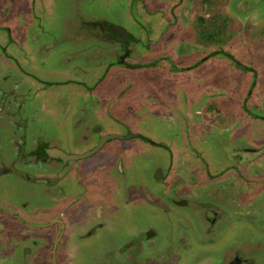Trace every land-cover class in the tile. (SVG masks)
Segmentation results:
<instances>
[{"label": "flooded vegetation", "instance_id": "obj_1", "mask_svg": "<svg viewBox=\"0 0 264 264\" xmlns=\"http://www.w3.org/2000/svg\"><path fill=\"white\" fill-rule=\"evenodd\" d=\"M29 1L31 0L27 2L26 0H0V12L9 13L12 8L17 6L24 10L23 12L31 13L34 5H32V1L29 4ZM179 5L180 2L175 4L176 7ZM223 7L225 6L223 5ZM253 7H247L246 12L251 11ZM225 15L224 22L228 24L230 16L227 12ZM244 18L245 16H241L240 20L238 18L241 29L248 31L250 36H257L247 37L244 40L245 47L247 44L254 45L255 49L248 50L253 54L254 51L261 50L264 42L261 41L263 39L262 32L259 33L256 28L257 17L254 19L257 32L254 29L250 31L249 17ZM134 19L136 20V17ZM197 19L202 21L205 18L197 16ZM243 19L244 21H242ZM88 23L92 32L85 33L100 41H105L102 46L107 51L104 53L111 54L113 51L120 50L118 59L108 65L105 76L96 85H89L85 80H81L79 66L72 70H59L53 68L51 64L48 66L52 67V71L50 70L47 75H37L36 69H42V67H33L34 71L28 68L30 63L36 61L30 55L29 50L32 49H25L18 45L12 29L1 24L0 28L5 30L9 37L4 44L0 43V64L3 63L0 78L3 81L10 80V76L5 75L9 68H13L16 73L20 74H18L19 79L16 82L12 80L3 93L4 96L16 99L15 106L19 108V112L25 108L28 109L30 103L27 98L20 100L22 93H27L34 86L33 100H40L43 96L39 105L40 109L35 113L42 124L47 121L44 116L51 115L54 110L49 104L47 107L43 101L52 96V93L47 95L49 88L58 89L60 86H71L77 89L78 98H81V93H90L91 96L98 97L101 101L103 99L101 89L109 88L106 78L116 65L125 67L129 71L138 72L145 69L148 72H157L167 76L181 72L175 67L171 68L162 64L171 62L165 54L153 57L148 61L133 57L132 43L135 42L136 35H140L142 40L141 58L149 57L150 54L154 55L148 47L157 43L154 42V37L150 36V29L156 27H147L144 32L139 30L137 34H134L127 28L105 18ZM156 32L155 29L153 33L157 34ZM200 32L213 41V34L207 33L204 29H201ZM22 33L20 37L23 35ZM244 34L246 33L244 32ZM141 35L143 36L141 37ZM160 35L159 39L157 34L158 43L164 39L163 34ZM145 36L149 37L148 40L153 37V42L145 43L143 40ZM10 46L13 49H10ZM230 49V47L227 50L217 48L214 51V48H209V52L201 57H198L196 52L194 61L183 69L188 67V70L197 71L204 64L207 66L215 55L224 54L229 59L228 63H233V67L241 72L240 80L247 81L248 95L254 93V90L255 93L259 91L261 94L263 85H260L259 82L262 84L261 76L264 75V64L258 63V59L264 62L263 57L258 58L256 54V59L250 57L244 60ZM157 67L159 68L157 69ZM245 74L250 75L244 76ZM157 76L160 75H148L147 78L152 79L148 82L155 83L154 80ZM25 78L30 81L26 80V84L21 86ZM123 82L120 97L132 91L134 86L133 82L127 80ZM37 83H43V88L40 85L36 87ZM10 84L13 85L10 86ZM210 85H206L207 88ZM206 90L207 96L211 98L209 106L204 112L197 110V114L202 116V122L199 125L194 124L192 131L195 130L199 135L205 127L212 123L211 120L214 118L211 115L217 117L226 115L233 121L244 122L243 127L236 132L237 136L260 139L261 130L253 129L252 124L247 126L246 117L252 113L247 112L245 106L242 108V117L236 116L237 109L234 108L236 101L215 102L214 91ZM219 92H216L217 96H219L217 94ZM44 93L46 96L43 95ZM157 93L161 98L162 106L165 103H175L177 98V93L171 88L162 90L158 86ZM220 93L224 96V92ZM56 94V97L60 96L65 100L66 96L69 97V92L63 93V91L57 90ZM117 98L119 97H115L114 100ZM107 101L108 107L105 108V112L112 114L118 123L126 126L129 134H123L117 129L94 126L93 132H90L89 127L85 128V133L82 132L77 139V141H81V148H73L72 151H65L57 141H52L48 136L25 138L19 144L20 147L22 145V149L14 155L11 152L0 151V189L12 188L10 185L2 186V183L14 174L21 173L23 186L35 187L31 191L32 194L36 197L41 195L33 201V206L30 209H28V202H23L21 206L12 201L13 197H11V201L5 202V199L0 195V225L2 231H5L0 235V242L5 237L11 236L13 231L26 230L24 236L16 238L22 242L28 239L33 247H25L21 251L22 255L37 257V253L45 248L46 251H49V256L44 259H49V264H68L69 242L72 243V240L76 238V242L81 240V245L84 244L82 245L84 249L88 240H95L97 243L94 248L96 253L106 257V261L102 264H264V235L246 236L245 231L246 220L255 221L256 218L253 209L246 207L249 206L247 201L253 197L251 195L248 199L245 192V181L249 180V177H246V163L254 158L252 156L259 151L258 147L254 145L240 147L238 149L244 150V156L237 155L235 158H231L228 163L211 164L213 161L210 160L209 154L206 155L204 149L197 142L190 140L189 143H185L181 147L174 146V150H171L166 144L133 131L112 111L113 99ZM70 108L72 107L67 106V109ZM213 108L216 112L213 111ZM71 114H74L72 116L73 123L77 121L74 127H81L78 125V123L81 124V109L75 110ZM256 116L258 119L261 118L258 114ZM28 120L29 116L24 120L26 128L29 126ZM214 121L218 122L216 119ZM249 127L252 128L249 129ZM108 136L113 137L108 138ZM253 141H257V139ZM203 143L209 147V143L206 141ZM28 146L29 148L26 150ZM157 148L170 150V155L174 158L172 163L179 162V169L175 168L165 175L163 169L157 168L155 177H158V182L161 183L159 187L131 185L128 170L133 167V157L139 156L146 150H158ZM220 160L217 158L214 161ZM252 162L255 165L252 175L255 172L258 175L264 174L261 171L264 169L262 166L264 153ZM38 164L44 166L45 171L39 172L35 167ZM145 168L151 175L155 170L151 171V167L148 166ZM263 182L256 184L259 191L264 190ZM74 183H78L76 188L73 186ZM261 184L263 185L261 186ZM19 186L21 185L19 184ZM8 198L10 199V196ZM146 201L151 206V209H147L148 216L137 218L144 211L139 209V205ZM123 215L126 217L125 220H122ZM6 216H9L10 219ZM123 234L127 240L120 245L119 240L123 241ZM16 251L12 253L21 254ZM38 258L40 257L38 256ZM41 258L44 260L43 257Z\"/></svg>", "mask_w": 264, "mask_h": 264}, {"label": "rangeland", "instance_id": "obj_2", "mask_svg": "<svg viewBox=\"0 0 264 264\" xmlns=\"http://www.w3.org/2000/svg\"><path fill=\"white\" fill-rule=\"evenodd\" d=\"M31 1L34 5L31 13L23 12L24 10L17 6L12 8L9 13L0 12V26L1 24L9 26L18 45L25 49H32L29 52L36 61L34 63L29 62L28 68L34 71L33 67H42V69H36L37 75H47L50 70L52 71V67L59 70H72L74 67L79 66L81 68V80H85L87 84L96 85L97 82L102 80L108 65L118 59L120 50L118 52L113 51L111 54L104 53V51H107L102 46L105 41H100L85 33L92 32L88 22L101 18L116 22L134 34H137L139 30L144 32L147 27H156L159 39L161 33L164 39L158 43L157 34L153 33L155 29H150V36L152 35L154 42L157 43L149 45L148 49L152 50L154 55L150 54L149 57L141 58L142 40L139 37L140 35H136V40L132 43L134 48L133 57L148 61L153 57L165 54L171 62H163L162 64L171 68L175 67L181 72L167 76L157 72H148L145 69L138 72L129 71L125 67L116 65L110 70L106 78L109 88L106 90L101 89V97L103 98L101 101L98 97L91 96L90 93H81V98H78L76 95L77 89L71 86H60L58 89L49 88L47 95L52 93V96L50 99L47 97L43 101L47 107L49 104L54 110L51 115L44 116L47 121L42 124L35 113H37L36 110L40 109L39 105L43 96L40 100H33L35 86L27 93H22L20 100L27 98L30 103L28 109L25 108L21 112L15 106L16 99L4 96L3 92L7 90L9 83L12 80L16 82L19 79V73H16L13 68H9L5 75H9L10 80L3 81L0 78V151L11 152L14 155L22 149V145L20 147L19 144L25 138L33 139L44 136H48L52 141H57L65 151H72L73 148H81V141H77V139L82 132L85 133L87 127H89L90 132H93L96 126H101L104 129H117L127 135L129 134L127 127L118 123L112 114L105 112V108L108 107L107 100L113 99L111 103L112 111L118 115L119 119L125 121L133 131L147 135L155 141H160L171 150H174V146L181 147L183 144L189 143L190 140L197 142L204 149L205 154H209L210 160L213 161L211 164L228 163L231 158H235L237 155L244 156V150L238 148L251 145L257 146L259 151L253 154L252 157L254 158L246 163V177H249L250 181H245V192L248 199L251 195L253 196L252 199L247 201L249 206L246 207L253 209L256 218L255 221L246 220L245 231L246 236L264 235V190L259 191L256 186L259 182H263L264 174L258 175L255 172L252 175V172H254L253 166H255L252 161L264 153V73H261L263 75L261 76L262 84L259 82L260 85H263L261 94L259 91L255 93L254 90V93H250L249 96L247 81L240 80L241 72L233 67V63H228L229 59L224 54L215 55L208 63V67L204 64L197 71L188 70V67L183 69L194 61L193 58L196 57V52L197 56L201 57L209 52V48H214L215 51L217 48L227 50L230 47V50L239 55L241 59L247 60L250 57L256 59V54L258 58L261 56L264 59V42L260 51H254L253 54H251L252 51L249 53L248 50L255 49V47L249 44L245 47L244 40L247 37L257 36L248 35L249 32L243 31L239 25L240 21H238L241 16L249 17L250 31L254 29L257 32L254 24V19L257 17L258 25L256 28L259 33L262 32L263 39L261 41H264V0H134L133 6L132 0ZM31 1H29V4ZM178 2H180V5L176 7L175 4ZM249 6H254V9L252 8L251 11L247 10L248 12H246V8ZM226 12L231 18H229L228 24L224 22ZM197 16H202L205 19L198 21L199 17L197 19ZM134 17H136V20ZM201 29L213 34V41L208 39L207 35L203 36L200 32ZM21 33L23 35L20 37ZM8 37L7 32L0 28V43L7 42ZM148 38L147 36L143 37L145 43L153 42L152 38L151 40H148ZM10 49H13V47L10 46ZM112 49H115V47H112ZM191 56L192 59L190 60ZM258 63L264 64L259 59ZM51 64L52 67L48 66ZM2 68L3 63L0 64V70ZM150 74L160 75L155 78L153 84L148 82L152 80L147 78ZM249 75L245 74L244 76ZM26 80L30 81V79L25 78L21 86L26 84ZM125 80L133 82L134 86L132 91L120 97V91L123 89V81ZM208 84L211 85L207 88L206 85ZM12 85L10 84V86ZM38 85L43 88V83H37L36 87H39ZM158 86L162 90L166 88L174 89L177 93L175 103H165L162 106L161 98L157 93ZM150 89L152 91H149ZM206 89L214 91L213 99L215 102L225 101L229 103L236 101L234 106L237 109L236 116L242 117V108L245 106L247 112L252 113V115L246 117L247 126L252 124L253 129L259 128L261 130L260 139L251 138L253 140L257 139V141H253L248 137L237 136L236 132L243 127L244 122L240 120L233 121L226 115L220 117L211 115L218 122L215 123L214 119L211 118L213 119L211 120L212 123L205 127L199 135L195 130L192 131L194 124L199 125L202 122V116L197 114V110L204 112L209 106L211 98L207 96ZM57 90L63 91V93L69 92V97L65 95L66 100L60 96L56 97ZM219 91L224 92V96ZM216 92H219L217 93L219 96L216 95ZM43 95L46 96V93ZM117 96L119 98L114 100ZM152 96L154 98H149ZM67 106L72 108L67 109ZM80 109L81 124L78 123V125H81V127L78 128L74 127L77 121L73 123L72 116L74 114L71 113ZM213 111L216 112L214 108ZM256 114L261 118L258 119ZM27 116H29L28 128L25 127L24 121ZM252 127H249V129ZM204 141L209 143V147L203 143ZM27 148L29 146L26 147V150ZM158 150H146L139 156L133 157V167L128 170L131 185H147L149 188L159 187L161 183L158 182V177H155L157 168L163 169L165 175L168 171L175 168L179 169V162L172 163L174 158L170 155V150L167 148H159ZM234 152L235 155H233ZM217 158L222 161H214ZM147 166L151 167V171L155 169L152 175L145 170ZM262 166L264 167V164ZM35 167L38 168L39 172L45 171V167L40 164ZM261 171L264 172V169ZM5 182L2 183V186L10 185L12 187L0 189V193H3L0 195L5 199V202L11 201V197H13L12 201L15 204L22 206L23 202H28V209H30L33 206V201L41 197V195L36 197L32 194L31 191L35 187L23 186L21 173L14 174ZM73 186L76 188L78 183H74ZM9 196L10 199H7ZM139 209L144 211L137 218L144 215L147 217V209H151V206L146 201L139 205ZM6 217L9 218V216ZM125 219L126 217L123 215L122 220ZM4 232L0 225V235ZM25 234L26 230L13 231L10 234L11 236L1 240L0 264H49V259H44L49 256V251H46L45 248L37 253V257L35 255H32V257L22 255L21 251L25 247H33L28 239L22 242L16 238ZM117 234L119 235V232ZM123 237V241L119 240L120 245L127 240L125 234H123ZM76 239H73L72 243L69 242L68 264H102L106 261V257L98 252L96 253L94 248L97 243L95 240H88L84 249L81 240L76 242ZM16 250L21 254L12 253Z\"/></svg>", "mask_w": 264, "mask_h": 264}, {"label": "water", "instance_id": "obj_3", "mask_svg": "<svg viewBox=\"0 0 264 264\" xmlns=\"http://www.w3.org/2000/svg\"><path fill=\"white\" fill-rule=\"evenodd\" d=\"M111 137H113V136H108V138H111ZM91 153H93V152H91ZM90 154V153H89Z\"/></svg>", "mask_w": 264, "mask_h": 264}]
</instances>
